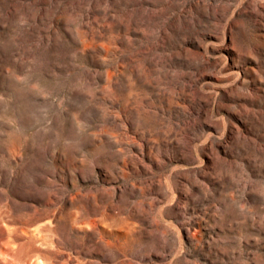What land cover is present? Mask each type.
Segmentation results:
<instances>
[{
    "label": "rangeland",
    "instance_id": "rangeland-1",
    "mask_svg": "<svg viewBox=\"0 0 264 264\" xmlns=\"http://www.w3.org/2000/svg\"><path fill=\"white\" fill-rule=\"evenodd\" d=\"M0 264H264V0H0Z\"/></svg>",
    "mask_w": 264,
    "mask_h": 264
}]
</instances>
